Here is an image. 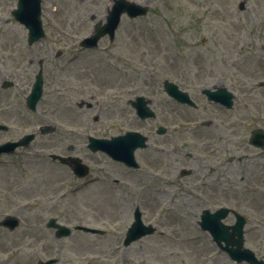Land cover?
<instances>
[{
    "label": "rangeland",
    "instance_id": "374dc122",
    "mask_svg": "<svg viewBox=\"0 0 264 264\" xmlns=\"http://www.w3.org/2000/svg\"><path fill=\"white\" fill-rule=\"evenodd\" d=\"M130 1L148 5L150 14L133 21L124 17L113 44L106 39L100 50L82 53L78 43L105 20L112 0H42L46 37L33 46L12 16L18 0H0V124L10 128L0 132V144L37 136L29 148L0 157V221L9 215L22 220L15 233L0 228V264L53 258L58 264H236L197 225L203 210L218 206L247 216L246 247L264 260V179L247 166L256 164V151L248 146L250 133L264 128V89L257 86L264 81V0ZM42 59L44 94L37 113H31L26 99ZM166 79L197 94L223 85L238 95L234 111L223 121L230 138L227 155L248 154L250 160L230 164L229 188L223 194L212 190L208 202L197 191L195 198L188 197L176 188L157 186L146 175L137 182L138 175L87 147L89 136L110 139L134 129L158 138L163 122L215 120L206 104L199 103L195 112L170 100L163 91ZM6 80L15 88L3 92ZM137 96L153 100L157 118L148 124L138 122L127 105ZM82 101L94 108H79ZM122 108L126 111L120 112ZM45 125L56 126L57 133L41 135ZM211 134L207 129L192 138ZM51 154L81 158L90 176L78 180L69 168L54 163ZM137 207L157 233L124 247ZM51 218L107 234L74 232L56 239L46 227ZM226 222L233 224V217Z\"/></svg>",
    "mask_w": 264,
    "mask_h": 264
},
{
    "label": "water",
    "instance_id": "95a60500",
    "mask_svg": "<svg viewBox=\"0 0 264 264\" xmlns=\"http://www.w3.org/2000/svg\"><path fill=\"white\" fill-rule=\"evenodd\" d=\"M240 9L244 10L243 3L240 5ZM149 12L147 6L137 5L128 0H114V6L110 12L108 23L105 26L98 24L95 27L94 35L87 38L82 46L84 48H95L97 47L98 41L105 35L109 34L111 38H114L115 30L121 22V15L128 14L131 18H137L146 16ZM14 17L29 30V45H33L40 39L44 38L45 32L43 29V23L41 19V0H19L18 10L13 12ZM43 71L41 70L36 77V82L32 91V94L28 98V106L31 110L35 111L38 102L40 101L43 94ZM13 86L12 83L6 82L4 88ZM167 93L179 102L187 103L195 107V104L190 100L186 93L179 91L178 87L174 84L166 82ZM211 99L225 105L227 108L231 109L233 107L234 95L229 93L225 88H222L218 93H210ZM149 101L144 98H138L133 106L137 109L139 116L142 119L155 117V114L147 107ZM84 103L81 104L83 106ZM90 106V105H88ZM7 127L0 126V130L7 131ZM44 133L51 132L48 128H44ZM133 138H141L140 135L136 133H128L125 137L117 139L115 141H100L95 139H90V148L96 152L102 150L107 152L111 156H116L119 159L127 160L128 155L121 150L122 146L130 147V143ZM35 139L34 135L25 136L18 142L6 143L0 146V155L7 153H14L18 148L27 147ZM136 144V140L133 141ZM251 143L255 146L264 147V131L258 130L253 132ZM132 150V149H131ZM54 160H59L63 164L70 165L73 170L80 176L83 177L87 174V169L81 166L79 159L73 158H62L59 156H53ZM229 210H220L216 214L211 215L208 211L202 218L201 226L203 230L209 231L213 237L214 241L218 246L231 258V260L238 263H248V264H264V261L258 260L255 253L244 247V227L245 219L237 215V223L234 226H225L222 224L221 220L225 219L228 215ZM20 224V221L15 217H6L0 226L7 227L10 230L16 229ZM48 228H53L56 230V238L69 237L72 230L66 226L57 223L56 219H51L47 225ZM75 230H80L85 233L91 234H103L104 232L95 229L76 227ZM155 229L151 226H145L141 220V213L139 211L135 214V223L132 225L128 231L125 246H130L133 242L147 236L152 235ZM57 259L49 260L47 262L40 261L39 264H56Z\"/></svg>",
    "mask_w": 264,
    "mask_h": 264
},
{
    "label": "flooded vegetation",
    "instance_id": "af4514ba",
    "mask_svg": "<svg viewBox=\"0 0 264 264\" xmlns=\"http://www.w3.org/2000/svg\"><path fill=\"white\" fill-rule=\"evenodd\" d=\"M189 93L193 100L202 105L206 103L213 109L216 119L211 120L213 123L209 128L218 134L212 133L208 138H192V132L202 133V130L194 128V124L198 122L197 118H176L173 120V127L170 130L167 129L165 134L159 138H148L152 148L148 146L144 150L136 151L139 169H128L118 162L116 164L126 168L131 174H138L137 181H141L146 175L152 181L156 180L157 186L162 184L176 188L188 197L194 196L192 191L201 193L202 197L204 194L201 200L208 202L211 200L212 190L223 194L229 188L230 164L234 162L241 164L249 159L250 155L240 156L241 158L231 161L227 155L230 138L223 123L225 117H228L227 111L209 102L202 91L198 94L196 91H189ZM150 149L152 153L147 154V150ZM254 150L256 164L249 163L247 166H253L254 175L258 174L264 179V163L261 161L264 159V153L259 149ZM150 171L153 173L151 174ZM252 186L257 189L263 188L261 185Z\"/></svg>",
    "mask_w": 264,
    "mask_h": 264
}]
</instances>
